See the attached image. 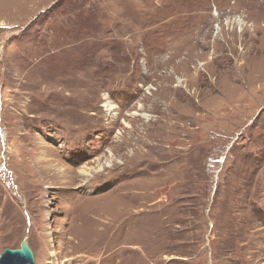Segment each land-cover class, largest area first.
<instances>
[{
    "label": "rangeland",
    "instance_id": "rangeland-1",
    "mask_svg": "<svg viewBox=\"0 0 264 264\" xmlns=\"http://www.w3.org/2000/svg\"><path fill=\"white\" fill-rule=\"evenodd\" d=\"M23 239L36 264H264V0H0V256Z\"/></svg>",
    "mask_w": 264,
    "mask_h": 264
},
{
    "label": "bare ground",
    "instance_id": "bare-ground-1",
    "mask_svg": "<svg viewBox=\"0 0 264 264\" xmlns=\"http://www.w3.org/2000/svg\"><path fill=\"white\" fill-rule=\"evenodd\" d=\"M165 157V156H164ZM108 164L107 167H111L113 165L112 162L115 159V155L114 153L110 152V155L108 156ZM101 161V159H100ZM98 168L99 170H96V168H91V169H82L79 171H76L74 169L71 168H67L64 170V177L66 178V181L72 186V185H79V186H85L87 184H91L92 182H94L96 180L97 177H101V176H105L104 174V170H105V166H103V163L98 162ZM92 170H96L93 171ZM111 170H108L107 173H109ZM126 170L123 169V173H125ZM126 185L123 184L121 186H118L117 189L115 190L116 193L119 194V196L122 195H127L125 193H123L122 189L125 187ZM98 246H96L95 250H97V248L102 247L105 245V238L102 239H98ZM94 250V251H95Z\"/></svg>",
    "mask_w": 264,
    "mask_h": 264
},
{
    "label": "water",
    "instance_id": "water-1",
    "mask_svg": "<svg viewBox=\"0 0 264 264\" xmlns=\"http://www.w3.org/2000/svg\"><path fill=\"white\" fill-rule=\"evenodd\" d=\"M0 264H36L28 240L23 239L19 248H6L0 256Z\"/></svg>",
    "mask_w": 264,
    "mask_h": 264
}]
</instances>
